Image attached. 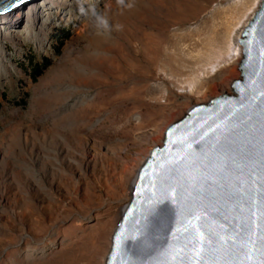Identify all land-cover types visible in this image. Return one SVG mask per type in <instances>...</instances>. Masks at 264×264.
<instances>
[{
    "label": "rangeland",
    "instance_id": "rangeland-1",
    "mask_svg": "<svg viewBox=\"0 0 264 264\" xmlns=\"http://www.w3.org/2000/svg\"><path fill=\"white\" fill-rule=\"evenodd\" d=\"M127 2L86 0L89 20L78 0H40L0 22V264H106L169 127L241 78L226 55L248 0Z\"/></svg>",
    "mask_w": 264,
    "mask_h": 264
},
{
    "label": "water",
    "instance_id": "water-1",
    "mask_svg": "<svg viewBox=\"0 0 264 264\" xmlns=\"http://www.w3.org/2000/svg\"><path fill=\"white\" fill-rule=\"evenodd\" d=\"M32 1L0 0V18ZM240 44L232 95L192 107L138 171L106 264H264V0Z\"/></svg>",
    "mask_w": 264,
    "mask_h": 264
},
{
    "label": "bare ground",
    "instance_id": "bare-ground-1",
    "mask_svg": "<svg viewBox=\"0 0 264 264\" xmlns=\"http://www.w3.org/2000/svg\"><path fill=\"white\" fill-rule=\"evenodd\" d=\"M37 1H40V0H34V1H32L31 3H29V4H27V5H25L24 7H21V8H19V9H25L28 5H31V4H33V3H35V2H37ZM262 1L263 0H248V2L251 4V8H250V10H249V12L242 18V20H240V22H238V24H236V27H235V29L233 30V35H232V37H231V40H232V46L230 47V49H229V52H228V54L226 55V59L228 60V61H226V62H229V61H240V60H242V58H243V51H242V46H241V44H240V42H241V39H242V35H243V33H244V30L246 29V27L248 26V24L251 22V20L253 19V17L255 16V14H256V12L258 11V9L260 8V5L262 4ZM18 9V10H19ZM234 9V8H233ZM18 10H15L14 12L16 13ZM235 10V9H234ZM239 10V9H238ZM20 12V11H19ZM234 12V11H233ZM237 12V11H236ZM14 13V14H15ZM14 14L13 15H11V14H9V17L10 16H12V17H14ZM7 16V17H6ZM6 16H4V17H2V18H9L8 17V15H6ZM2 18H0V19H2ZM211 47V46H210ZM208 48V47H207ZM206 50V49H205ZM208 52H209V50H207ZM205 54V53H204ZM206 54H208L207 52H206ZM184 56H186V55H184ZM196 56V55H195ZM194 56V57H195ZM207 56V55H206ZM208 57V56H207ZM204 58L205 57H202V56H199L198 55V57L197 58H195V62L197 61V62H200V61H203L204 60ZM223 58V57H222ZM225 59V58H224ZM206 60H208V59H206ZM210 60V59H209ZM193 62V61H192ZM191 62V63H192ZM223 63V62H222ZM179 65L177 66V67H175L174 68V71L176 72V73H180V74H183L184 73V62L182 63V64H180V63H178ZM197 64V63H196ZM195 64V65H196ZM202 64V63H201ZM190 65H192V64H190ZM220 65H221V63H220ZM189 66V65H188ZM194 66V65H193ZM196 67V66H195ZM218 68H219V64L217 65H213L209 70H210V73L211 72H215V73H217L218 72ZM166 70V69H165ZM170 70H171V68H170ZM172 71V70H171ZM165 73V72H164ZM167 73V72H166ZM177 76V75H176ZM145 79L148 81L149 80V78L148 77H145ZM166 79V78H165ZM176 79V78H175ZM141 83V82H140ZM134 84V83H133ZM148 88V87H147ZM127 102V101H126ZM141 102H144V101H141ZM140 103V102H139ZM146 157V156H145ZM119 175L121 176V175H124V173L121 171V172H119ZM127 175H128V173H127ZM126 176V175H125ZM103 177V176H102ZM121 179L123 178L122 176L120 177ZM96 182H98L99 184H100V182L96 179ZM102 184L103 185H105L106 183L104 182H102ZM102 184H100V185H102ZM103 187V186H102ZM105 187V186H104ZM106 188V187H105Z\"/></svg>",
    "mask_w": 264,
    "mask_h": 264
},
{
    "label": "clouds",
    "instance_id": "clouds-1",
    "mask_svg": "<svg viewBox=\"0 0 264 264\" xmlns=\"http://www.w3.org/2000/svg\"><path fill=\"white\" fill-rule=\"evenodd\" d=\"M79 3V9L82 15H84L87 19L91 20L93 17L99 16L100 12L98 8L92 4H87L86 5V0H78ZM116 3L119 7L122 8H132L134 5L132 3H128L127 0H116ZM105 24V30L109 34L113 30V27L115 30H121L122 25H111L109 21L105 18L104 20Z\"/></svg>",
    "mask_w": 264,
    "mask_h": 264
},
{
    "label": "trees",
    "instance_id": "trees-1",
    "mask_svg": "<svg viewBox=\"0 0 264 264\" xmlns=\"http://www.w3.org/2000/svg\"><path fill=\"white\" fill-rule=\"evenodd\" d=\"M64 36L66 37V34H63V37H64ZM59 42H60V46H61V44H62V40H59ZM48 63H49V62L47 61V62H46L45 64H43V65H36V66L34 67V71H33V74H32L33 79H36L37 77H39V76L41 75L43 69L49 65Z\"/></svg>",
    "mask_w": 264,
    "mask_h": 264
},
{
    "label": "snow or ice",
    "instance_id": "snow-or-ice-1",
    "mask_svg": "<svg viewBox=\"0 0 264 264\" xmlns=\"http://www.w3.org/2000/svg\"><path fill=\"white\" fill-rule=\"evenodd\" d=\"M24 0H19V3H23ZM13 5L16 6V0H13Z\"/></svg>",
    "mask_w": 264,
    "mask_h": 264
}]
</instances>
